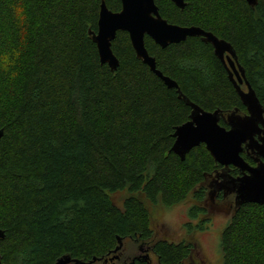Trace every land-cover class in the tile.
<instances>
[{"label": "trees", "instance_id": "trees-1", "mask_svg": "<svg viewBox=\"0 0 264 264\" xmlns=\"http://www.w3.org/2000/svg\"><path fill=\"white\" fill-rule=\"evenodd\" d=\"M184 2L180 9L155 0L169 23L229 42L264 108V0ZM105 3L121 9L120 0ZM99 9L100 0H0L3 264L105 258L118 239L150 235L149 205L172 206L192 193L198 203L188 215L204 213L207 180L222 168L204 144L184 160L171 151L191 109L136 57L127 32L111 42L116 70L100 62L88 33L97 30ZM144 42L190 101L209 111L245 110L209 43L187 37L161 48L146 35ZM118 192L126 194L120 205ZM187 247L159 241L155 250L164 264H177ZM220 252L222 264H264V204L232 213Z\"/></svg>", "mask_w": 264, "mask_h": 264}, {"label": "water", "instance_id": "water-1", "mask_svg": "<svg viewBox=\"0 0 264 264\" xmlns=\"http://www.w3.org/2000/svg\"><path fill=\"white\" fill-rule=\"evenodd\" d=\"M178 8L183 9L184 0H171ZM254 5L257 0H246ZM121 9L111 11L106 6L105 0H100V9L97 20V30H89L92 41L96 44L101 63L115 71L118 59L111 49V42L117 31L127 32L135 55L151 71H153L169 88H175L178 96L190 107L188 120L175 127L173 132L174 142L171 151L181 160L195 146L204 144L214 161L222 168L215 174L222 180H214L208 185L205 206L217 209L215 196L223 192V207H232L234 212L242 204H264V108L260 103L254 89L246 79L244 69L239 64L233 46L224 39L218 38L212 32L205 31L198 26H180L169 23L162 18L155 0H120ZM150 37L158 46L165 48L169 44L179 43L187 37H200L201 41L209 43L214 55L224 65L230 82L237 92L241 103L246 108V114H238L237 109L223 112L217 108L209 111L190 101L182 94L177 83L164 75L156 68L154 57L146 50L144 37ZM244 84V88L241 84ZM223 119L228 126L221 125ZM3 134L0 129V138ZM258 135V138H255ZM245 148L254 153V165L249 164L241 155ZM238 170L236 176L229 173V167ZM219 172V173H218ZM214 176V177H213ZM231 196V202H225ZM0 237L3 232L0 230ZM118 245L113 251H117ZM93 258L90 262H94ZM83 264L70 255L58 257L53 264ZM0 264L1 262L0 258Z\"/></svg>", "mask_w": 264, "mask_h": 264}, {"label": "rangeland", "instance_id": "rangeland-1", "mask_svg": "<svg viewBox=\"0 0 264 264\" xmlns=\"http://www.w3.org/2000/svg\"><path fill=\"white\" fill-rule=\"evenodd\" d=\"M209 180H211V177L208 178L207 182ZM208 191L209 189H207V193ZM217 195L215 196L214 202L220 206H217V209H211L205 206V201H203L200 204L204 206L205 212L194 218L188 215L189 207L198 203L192 193L172 206H164L161 204L149 205L151 212L150 223L161 234L168 235L173 242L183 241L185 243L189 240L198 243L201 249V255L205 257L208 263L221 264L220 236L223 228L231 218L233 209L232 207H223L225 203ZM125 196L126 194L124 192H118L113 195V199L116 204L120 205ZM187 221H190L192 225L198 224L190 228L192 231L190 232L189 230V233H187V228L184 226ZM195 228H198V230H194ZM199 228L204 229L200 230ZM97 264L101 263L98 262Z\"/></svg>", "mask_w": 264, "mask_h": 264}, {"label": "flooded vegetation", "instance_id": "flooded-vegetation-1", "mask_svg": "<svg viewBox=\"0 0 264 264\" xmlns=\"http://www.w3.org/2000/svg\"><path fill=\"white\" fill-rule=\"evenodd\" d=\"M241 87L244 88L243 83L241 84ZM237 113L241 115L246 114V108L245 110H237ZM225 126L228 127L226 124ZM255 138L257 139L258 135H255ZM241 155L244 159L247 158L245 160L249 164H255L253 160L255 155L251 149L245 148ZM215 179L220 181L222 180V177L215 174V178H211V180L207 182V186L211 183V181L213 182ZM217 194L223 199L222 191L218 192ZM195 225H192L190 221H187L184 224V226L187 228V233H189L190 228L194 227ZM199 229L203 230L204 228ZM194 230H198V228H195ZM149 231L150 235L145 234L143 236V234L141 233H135L134 235H128L126 237L120 238V247L117 251H113L114 249H112V251L105 258L97 259L94 262L87 264H97L98 262H100L101 264H164L160 260V257L158 256L155 250L157 242L164 241L178 244L183 243V241L177 243L173 242L172 239L168 237V235L164 233L161 234L159 231H157L151 223L149 224ZM191 231L192 229L190 230V232ZM184 244L189 246L187 247L188 253L184 258L180 259L177 264H215L208 263L205 257H202L201 249L199 248L198 243H194L192 241L187 240V242H185Z\"/></svg>", "mask_w": 264, "mask_h": 264}]
</instances>
